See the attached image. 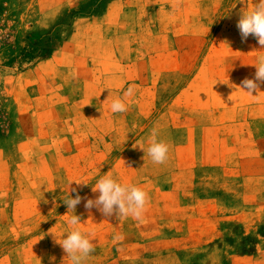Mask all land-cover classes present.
Returning a JSON list of instances; mask_svg holds the SVG:
<instances>
[{
	"label": "rangeland",
	"instance_id": "374dc122",
	"mask_svg": "<svg viewBox=\"0 0 264 264\" xmlns=\"http://www.w3.org/2000/svg\"><path fill=\"white\" fill-rule=\"evenodd\" d=\"M255 3L0 0V264H69L63 200L109 171L150 200L119 220L82 200L85 264H264V84L240 88L264 47L237 28ZM153 129L164 164L134 147Z\"/></svg>",
	"mask_w": 264,
	"mask_h": 264
},
{
	"label": "clouds",
	"instance_id": "9594fccd",
	"mask_svg": "<svg viewBox=\"0 0 264 264\" xmlns=\"http://www.w3.org/2000/svg\"><path fill=\"white\" fill-rule=\"evenodd\" d=\"M241 2L247 7L246 0H241ZM237 28L243 41H246L251 35L260 46L264 47V0H256L255 6L251 10L241 12ZM252 65L256 68L254 78L243 79L241 82L242 87H240L243 90L246 89L249 95H253L254 91L259 92L260 86L264 84V55L259 56L257 62ZM132 95L133 89L129 87L124 92V96L129 97ZM127 110V105L122 99L116 98L112 100L110 104L112 113H124ZM134 147H139L150 157L154 164H164L168 160L169 145L165 141L157 139L155 129L151 133L147 148L143 144H137ZM75 183L77 186L88 184L79 180H76ZM91 190L93 193H98L95 199L82 197L76 187L71 189V192L76 193L75 197L73 198L69 194L63 200V203L67 206L68 213H73L67 220L70 229L65 232L61 239H57L53 233L55 243L59 244L63 249L69 264H85L90 255L95 252L93 234L84 233L77 227L81 223V216L76 215L75 211L82 200L86 201L84 203L85 209L90 211L96 208L104 217L111 218L115 216L117 220L129 216L135 219L141 218L150 200L148 193L142 187L135 184H122L114 177L111 171L100 177L92 185ZM115 239L121 240L123 237L116 236Z\"/></svg>",
	"mask_w": 264,
	"mask_h": 264
}]
</instances>
